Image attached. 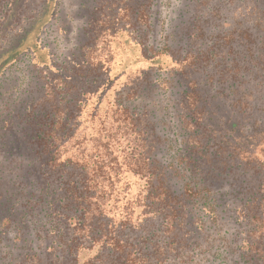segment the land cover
Wrapping results in <instances>:
<instances>
[{
	"label": "trees",
	"instance_id": "16d2710c",
	"mask_svg": "<svg viewBox=\"0 0 264 264\" xmlns=\"http://www.w3.org/2000/svg\"><path fill=\"white\" fill-rule=\"evenodd\" d=\"M56 1L19 26L24 0H0V87L20 65L49 74L0 127L19 133L0 264H264V0H117L105 25L93 0L63 61Z\"/></svg>",
	"mask_w": 264,
	"mask_h": 264
},
{
	"label": "rangeland",
	"instance_id": "374dc122",
	"mask_svg": "<svg viewBox=\"0 0 264 264\" xmlns=\"http://www.w3.org/2000/svg\"><path fill=\"white\" fill-rule=\"evenodd\" d=\"M97 1L100 3V7L105 1H109L110 4L99 8V12L96 13V11H93V6L96 5L93 0L56 1L53 9V19L47 26L44 35L46 42L50 43L53 48H55L54 50L57 54V56H55L56 60L63 61L67 56H72L77 52V48L82 45L85 40H89L91 34L88 32V21L90 18L94 17L95 13V17L98 19L96 20V23L98 21V24L100 23L102 25L113 20L118 21L121 17L125 18V10L120 12L119 9L128 7L126 6V1L120 4L117 0H96V2ZM174 3V0H172V4ZM46 4H48V0H24L22 11H19V15L14 17L13 12H10L12 15L11 18L13 21L17 19L19 26H24L32 17L35 18L36 15H38ZM167 4L166 1H163L162 10L164 15L170 14V8L167 7ZM194 11H197V9L195 8ZM173 23L176 26L175 29L183 26L179 20ZM101 34L103 35L104 33L98 31L97 33H94V36L98 35L103 38V36H100ZM8 73H10L8 80H6L0 87V93H4V95L0 97V114H3L2 116L4 117H0V127L6 126L5 128H8L12 124L9 117L13 116L18 109H20L21 112L26 113L29 106L32 108L33 105L39 102V100L46 97L45 81L49 79V74L43 75V73L37 72V70L29 64L20 65L18 70L12 68ZM171 120H173V117ZM174 120L176 121V119ZM12 121L14 122L13 119ZM4 131V128L0 129V164H3L4 159L7 156L5 153L7 148L10 149L13 143L16 148L18 145V142L14 141L16 136H19V133L14 135V137L5 138L2 135ZM49 131H51V128ZM23 143L21 145V148H23L22 151H25V148H27L26 151L29 152L31 150L30 145L28 144L29 146L24 145V147H22ZM33 148H35V146H33ZM14 157L15 159L13 160L12 165L20 163V158L16 155H14ZM9 177L12 178V182L14 183V175ZM16 182H18V180H16ZM19 186L23 187L21 184L17 183V187ZM2 187H4V185L0 184V191H2ZM3 228L4 227L1 226L0 230H3ZM1 232L2 231H0V233ZM3 244L4 243L1 242L0 246Z\"/></svg>",
	"mask_w": 264,
	"mask_h": 264
}]
</instances>
